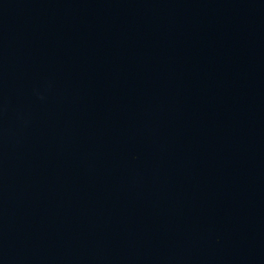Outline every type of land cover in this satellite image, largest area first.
Wrapping results in <instances>:
<instances>
[{
    "label": "water",
    "instance_id": "obj_1",
    "mask_svg": "<svg viewBox=\"0 0 264 264\" xmlns=\"http://www.w3.org/2000/svg\"><path fill=\"white\" fill-rule=\"evenodd\" d=\"M0 264H264V0H0Z\"/></svg>",
    "mask_w": 264,
    "mask_h": 264
}]
</instances>
